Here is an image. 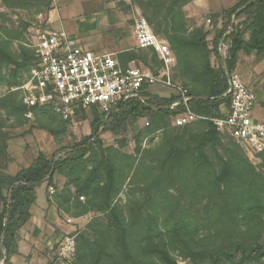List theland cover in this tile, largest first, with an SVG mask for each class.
I'll list each match as a JSON object with an SVG mask.
<instances>
[{
	"label": "trees",
	"instance_id": "obj_1",
	"mask_svg": "<svg viewBox=\"0 0 264 264\" xmlns=\"http://www.w3.org/2000/svg\"><path fill=\"white\" fill-rule=\"evenodd\" d=\"M192 1L130 0V4L139 9L152 32L168 43L176 60L173 78L193 97L189 110L217 118L220 107L229 106V98L223 96L226 75L234 71L238 55L254 53L264 61V0H240L209 14V31L203 26L188 29L182 9ZM1 3L12 11L33 9L35 13L48 11L51 5L50 0ZM230 28L231 34L224 38L229 49L223 61L217 44ZM8 36V40L0 36V85L8 87L0 96L3 264L17 254V233L31 218L36 188L44 182L52 185L55 173L65 180L53 197L58 211L76 219L95 214L76 236L74 264H178L176 258L188 264H264V158L258 157L253 164L229 133L217 131L209 120L173 127V117L185 110L166 109L174 97L146 93L144 104L125 102L107 118L91 108L89 119L87 110L78 108L75 118L88 122V135L51 156L39 152L28 167L14 176L6 174L10 137L2 129L23 126L28 111L20 93L11 89L22 84L18 81L21 71L28 72L35 63L32 51L22 44V32L14 30ZM12 39L18 43L17 53L11 50ZM116 59L123 69L132 64L156 74L161 68L151 48L133 47L117 53ZM30 111L42 121L54 117L48 107ZM141 119L145 126L136 129ZM60 122L57 131L37 128L59 138L71 121ZM157 132L158 141L142 148V141ZM104 133L114 136L116 145L106 146Z\"/></svg>",
	"mask_w": 264,
	"mask_h": 264
},
{
	"label": "built area",
	"instance_id": "obj_2",
	"mask_svg": "<svg viewBox=\"0 0 264 264\" xmlns=\"http://www.w3.org/2000/svg\"><path fill=\"white\" fill-rule=\"evenodd\" d=\"M231 32L232 29H228L217 44L218 56L223 61L229 49V42L224 38ZM133 34L135 48H151L156 53L161 62L156 74L130 65L123 69L116 54L88 51L63 30L36 31L27 45L35 63L25 81L11 89L20 93L19 99L28 110L25 118L33 120L30 110L34 107H48L63 121L72 122L78 108L87 111L95 108L107 118L125 102L137 100L144 104L148 89L158 86L172 91L167 99L175 98L167 110L185 109L173 117V127L209 120L217 131L229 133L255 164L258 157L264 158V123L253 115L257 99L244 86L238 73L233 71L226 75L228 86L223 96L229 98L228 108L220 110L219 117L207 119L189 110L188 104L193 97L187 88L173 80L175 57L168 43L152 32L139 13L134 20ZM48 191L54 193L51 187ZM75 223L72 218L65 220V224L73 227ZM77 234L74 228L61 237L54 246L49 264H74ZM3 263L4 258H1L0 264Z\"/></svg>",
	"mask_w": 264,
	"mask_h": 264
},
{
	"label": "rangeland",
	"instance_id": "obj_3",
	"mask_svg": "<svg viewBox=\"0 0 264 264\" xmlns=\"http://www.w3.org/2000/svg\"><path fill=\"white\" fill-rule=\"evenodd\" d=\"M239 1L240 0H209L208 4L211 7V10L215 11V13H219L224 9H228L235 6ZM60 9L63 14L62 16H64L65 8L61 7ZM75 10L77 12L84 14L86 18L90 15H93L92 8L90 6H86L83 4L80 5V3L76 4ZM8 12L9 11L6 12L8 14V17L6 19L0 18V23L6 21L8 22L11 28H14L13 30L22 32L24 38L22 44L25 47H27L29 41L35 35L36 31L38 30L40 31L41 29L48 28L46 26L44 27L45 16L44 14H42V12L35 13L34 11L31 12L26 10H19L18 12H9V13ZM43 13H45V11ZM137 13L140 14L139 9L131 5L130 2H128L127 4L117 3L114 8L106 9V11L103 10V12L100 13V15L94 16V19L91 22L90 20L88 21L86 20L81 26L82 28L77 36L80 39H84V42L86 43L98 44L95 45V47H93L96 53H102V52L119 53L121 51L131 49L134 47V43L132 42L131 38L133 33L134 20ZM208 17L209 14L207 15V17L205 15H202L199 16L198 18H190L187 20H190L191 24L196 23L199 20L200 23L195 24V26H199L202 25L203 22H205V19ZM202 19L204 20L202 21ZM115 26L121 27L119 29V31L121 32L120 34L122 37L126 39L127 43H125L126 42L125 41L124 43L118 45L113 42L114 41L113 38L117 36L116 31H114ZM209 30L210 29L208 27L207 31ZM211 38L212 36L210 35L209 39L211 40ZM10 47L12 52L17 53L18 51L17 42L15 44H11ZM240 57L242 58L241 69L247 74L250 81L249 84L246 85V87L251 91H252L251 88L261 90L264 84V61H262V59L255 56L254 53L250 55H245L241 53ZM211 63L212 64L214 63L213 65L217 66L214 61V57H211ZM28 73L29 71L27 72L26 69L21 71L18 81L23 83L27 78ZM173 80L181 84L180 80L178 79L176 80L174 78ZM7 90L8 87L6 85H0V96L4 95L7 92ZM255 111H256V118L258 120L260 119L264 120V106L257 105L255 107ZM51 112L53 113V111ZM86 115L87 118L89 119L91 118L90 111H87ZM53 116H54L53 118H50L47 121L39 120L38 115H35L33 120L27 119V122L25 124L28 123L27 126H29V128L32 129V131L36 132L33 142H29L27 144H25V140L19 138V137H23L22 127L21 128L19 127V129L16 126L12 128H8L7 132L12 136V141L8 145L11 152L15 154L14 155L15 161L17 163H21L20 162L21 158L17 157L16 153H26L25 157L23 155V158H25L24 161L26 162H22L20 164L22 167L27 165V163H30L35 158L37 154L35 151H37V149L44 150L45 154L51 156L58 150L59 147L71 148L77 141L80 140V137L82 135L89 134L88 122L82 121L80 119L77 120L75 118L68 126L66 133L62 136H59L58 138L59 141L55 142L51 133H49L47 130H40L37 128L39 125H42L46 127V129L57 131L60 127V118L56 114H54ZM10 122H12V120ZM144 126H145V121L141 119L136 123L135 128L139 129ZM159 136L160 133L157 132L149 137H146L142 141L141 144L142 148H146L149 145V143L157 142ZM101 138L106 146L116 145V138L109 133L102 134ZM250 160L253 161L252 159ZM253 164H255L254 161ZM127 183L128 181H126L125 185ZM123 190L125 191V188ZM120 198L122 199V201L125 200L124 193L120 195ZM79 200L83 201L84 199L80 198ZM94 216L95 214L89 213L83 217H80L79 220L74 224L75 225L74 228L76 229V232L83 230ZM62 236H60V238L57 239L55 245L61 239ZM176 260L178 264H188L187 262H184L180 258H176Z\"/></svg>",
	"mask_w": 264,
	"mask_h": 264
},
{
	"label": "crops",
	"instance_id": "obj_4",
	"mask_svg": "<svg viewBox=\"0 0 264 264\" xmlns=\"http://www.w3.org/2000/svg\"><path fill=\"white\" fill-rule=\"evenodd\" d=\"M50 2H51L50 9L48 11L45 10L41 11L42 14H44L45 16L44 27L46 26L51 29L63 30L66 33H68L71 37L77 39L84 49L96 53L93 47H95V45L98 44L86 43L84 42V39H80L77 36L82 28L81 26L86 20L87 21L90 20L91 22L94 19V16L100 15V13H102L103 10L106 11V9L114 8L117 3H120V0H50ZM78 2L80 3V5L83 4L86 6H90L92 8L93 15H90L86 18L84 14L77 12L75 9H76V4H79ZM128 2H130V0H124L125 4H127ZM208 2L209 0H193L192 2L188 3L183 7L182 11L185 15L187 27L189 30H191L194 27H200V26H203L206 31L208 27L209 29H211L210 21L207 18L205 19V22H203V24L199 26H195V24L200 23L199 20L198 21L195 20L197 22L192 24L190 20H187L190 18H198L199 16L202 15H205L207 17V15L210 13L218 14L215 13V11L211 10V7L209 6ZM60 5L61 7L65 8V13L63 12L64 16H62L63 14L60 9L61 8ZM7 11L18 12L19 10L12 11L6 9L5 7H3L0 0V18L6 19L8 17V14L6 13ZM33 11L34 10L32 9L31 12ZM44 11L45 13H43ZM203 20L204 19H202V21ZM120 28H121L120 26H115L114 28V31H116L117 33V36L113 38L114 40L113 42L118 45L126 41V39L122 37L120 34L121 33L119 31ZM13 29L14 28H11L8 22L6 21L0 23L1 38L4 40H8L9 39L8 33L10 34L12 31H14ZM9 30L11 31L8 32ZM131 39L135 47V38L133 33ZM11 42H12L11 44H15L17 41L12 39ZM125 43H127V41ZM112 54H117V53H112ZM240 56L241 54L238 55V59L234 71H237L236 73H238V75L241 77L244 86H246L249 84L250 81L247 74L241 69L242 58ZM130 66H134V65L131 64ZM175 66H176V60H175ZM251 89L252 91L249 89L248 90L251 91L256 96L257 99L255 107L257 105L264 106V91L262 89L261 90L255 88H251ZM148 94L156 95L161 98L167 99V96L172 95V91L166 88L153 86L148 89ZM255 107L253 110V115L254 118L258 120L256 118ZM220 110L224 111L225 107L221 106ZM60 120L62 121L61 118ZM258 121L264 123L263 119H260ZM27 124L20 126V128L21 127L23 128V132H22L23 137H19V138L25 140V144L29 142H33L36 133L35 131H32V129H30L29 126H27ZM7 130H8L7 127L2 129L3 132L5 131L7 132ZM9 137L10 139L8 140V144L12 141V136L10 134ZM54 141L57 142L59 141V139L54 138ZM7 151L10 161L7 166L6 174H8L9 176H14L21 168L28 167L34 160L33 159L30 163H27V165L22 167L20 164L22 162H26L24 161L25 158H23V155L25 157L26 153H16L17 157L21 158L20 160L21 163H17L14 159L15 154L11 152V150L9 149V145ZM35 152L37 154L39 152L44 153V150L37 149V151ZM64 185H65L64 178L61 175L55 173L52 176V185L48 186L47 182H44L40 187L36 188L35 204L30 209L31 218L27 224H25L23 227L19 229L17 233L16 244H15L17 254L9 256L8 259L9 264H47L49 257H51L53 253V249L57 239H59L60 236L73 231L74 227L65 224V220L67 218H72L77 222L79 218L76 219L74 217H71L70 215L62 214L61 212L58 211L56 205L53 203V197L60 192V190ZM49 187L53 188L54 190L53 194L49 193L48 191Z\"/></svg>",
	"mask_w": 264,
	"mask_h": 264
}]
</instances>
